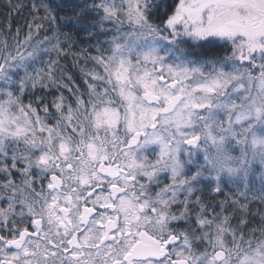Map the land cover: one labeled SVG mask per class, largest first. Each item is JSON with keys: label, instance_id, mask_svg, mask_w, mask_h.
I'll return each instance as SVG.
<instances>
[{"label": "snow or ice", "instance_id": "1", "mask_svg": "<svg viewBox=\"0 0 264 264\" xmlns=\"http://www.w3.org/2000/svg\"><path fill=\"white\" fill-rule=\"evenodd\" d=\"M0 7V264H264V0Z\"/></svg>", "mask_w": 264, "mask_h": 264}, {"label": "trees", "instance_id": "2", "mask_svg": "<svg viewBox=\"0 0 264 264\" xmlns=\"http://www.w3.org/2000/svg\"><path fill=\"white\" fill-rule=\"evenodd\" d=\"M3 3V0H0V5H2ZM3 12H4V9L2 7H0V20L3 19ZM22 23V19L20 21Z\"/></svg>", "mask_w": 264, "mask_h": 264}]
</instances>
